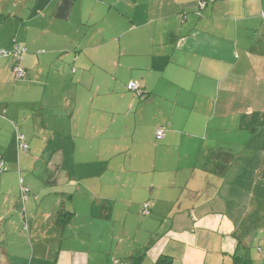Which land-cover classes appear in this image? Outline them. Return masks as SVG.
<instances>
[{
  "label": "crops",
  "instance_id": "0c3cea01",
  "mask_svg": "<svg viewBox=\"0 0 264 264\" xmlns=\"http://www.w3.org/2000/svg\"><path fill=\"white\" fill-rule=\"evenodd\" d=\"M262 13L0 0V264H264Z\"/></svg>",
  "mask_w": 264,
  "mask_h": 264
},
{
  "label": "built area",
  "instance_id": "2783aa9c",
  "mask_svg": "<svg viewBox=\"0 0 264 264\" xmlns=\"http://www.w3.org/2000/svg\"><path fill=\"white\" fill-rule=\"evenodd\" d=\"M205 4V1H200L199 5L203 6ZM262 16L264 17V13H262ZM26 50V48L18 43H14L13 46L11 47V49H0V56L3 57H13L16 59V61L18 62L19 59L21 58L22 54L24 53V51ZM12 73L16 78H19L23 75V69L21 68L20 65L15 64L12 67ZM128 89L135 91L138 95H140L141 91L139 90L138 84L135 82H130L128 84ZM164 135V131L161 127L156 129L155 132V136L157 139H161ZM17 144H18V149L20 151H26L27 150V144L23 141V135L21 133L18 132L17 134ZM21 194L23 198L27 197V193H28V189L27 187L21 185ZM143 212L145 214L148 213V206L147 204L143 205Z\"/></svg>",
  "mask_w": 264,
  "mask_h": 264
},
{
  "label": "trees",
  "instance_id": "16d2710c",
  "mask_svg": "<svg viewBox=\"0 0 264 264\" xmlns=\"http://www.w3.org/2000/svg\"><path fill=\"white\" fill-rule=\"evenodd\" d=\"M204 6V5H203ZM130 90V89H129ZM162 128V127H161ZM163 129V128H162ZM164 131V130H163ZM27 144V143H26ZM27 147H28V145H27ZM27 150H28V148H27ZM26 150V151H27ZM21 185H23L22 184V181H21ZM21 185H20V188H21ZM24 186V185H23ZM26 187V186H25ZM28 189V188H27ZM20 192H21V190H20ZM27 195H28V193H27ZM21 196H22V194H21ZM144 205V204H143ZM69 214V213H68ZM142 214L143 215H148L149 214V209H148V213L147 214H145L144 212H143V208H142ZM67 215V213H63L62 215H61V219H63V220H65V216ZM62 220V221H63Z\"/></svg>",
  "mask_w": 264,
  "mask_h": 264
},
{
  "label": "rangeland",
  "instance_id": "374dc122",
  "mask_svg": "<svg viewBox=\"0 0 264 264\" xmlns=\"http://www.w3.org/2000/svg\"><path fill=\"white\" fill-rule=\"evenodd\" d=\"M120 261V259H118Z\"/></svg>",
  "mask_w": 264,
  "mask_h": 264
}]
</instances>
